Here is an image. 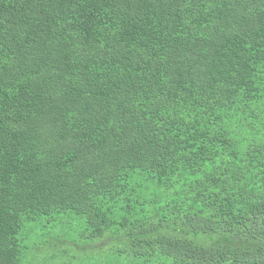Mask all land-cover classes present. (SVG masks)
I'll list each match as a JSON object with an SVG mask.
<instances>
[{"label":"trees","instance_id":"obj_1","mask_svg":"<svg viewBox=\"0 0 264 264\" xmlns=\"http://www.w3.org/2000/svg\"><path fill=\"white\" fill-rule=\"evenodd\" d=\"M0 264H264V0H0Z\"/></svg>","mask_w":264,"mask_h":264}]
</instances>
